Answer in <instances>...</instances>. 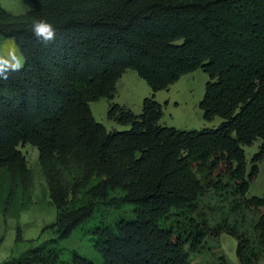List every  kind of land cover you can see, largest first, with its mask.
<instances>
[{
    "label": "trees",
    "instance_id": "obj_1",
    "mask_svg": "<svg viewBox=\"0 0 264 264\" xmlns=\"http://www.w3.org/2000/svg\"><path fill=\"white\" fill-rule=\"evenodd\" d=\"M31 1L21 13L0 2V34L25 61L0 80V212L32 205L19 147L31 143L57 214L42 229L52 236L0 264H194L223 232L237 239L231 264H264V194H248L264 157V0ZM40 19L56 29L48 45L31 32ZM199 67L203 116L222 121L162 123L155 91ZM127 68L154 92L139 112L112 101L109 118L128 127L108 128L91 101L113 99ZM83 234L91 254L64 245Z\"/></svg>",
    "mask_w": 264,
    "mask_h": 264
},
{
    "label": "rangeland",
    "instance_id": "obj_2",
    "mask_svg": "<svg viewBox=\"0 0 264 264\" xmlns=\"http://www.w3.org/2000/svg\"><path fill=\"white\" fill-rule=\"evenodd\" d=\"M18 55L24 58L19 50ZM208 73L201 67L182 75L178 80L167 88L155 91L156 98L163 103V116L161 122L168 125H175L180 128H200L203 126H216L222 121L220 115L212 119L203 116V109L200 106L205 91ZM154 91L150 84L142 78L133 68H127L118 80V88L113 99L101 97L91 101L92 110L98 120L108 128H126L128 125L121 124L108 116V109L112 101H117L130 106L136 112L141 111L143 98ZM261 138H257L252 144L244 145L248 160V167L251 165L253 154L259 149ZM19 147L26 154L29 166L34 172V183L32 190V205L20 212L19 217H4L0 212V261L12 255H18L30 246L36 245L42 240L52 236L46 231L42 233L43 226L56 218L57 208L52 203L46 179L44 177L40 162L39 150L31 143H21ZM259 172L252 179L249 195L264 194V157L258 162ZM117 214L109 213L110 216ZM19 227L23 232V241H17L16 235ZM68 247H76L88 254L92 253L90 243L82 236L74 235L63 241ZM237 239L226 232L217 237L210 238L207 247L198 254L192 255L194 264H220L218 255L224 254L229 258V264L237 261L236 256ZM212 253V254H211Z\"/></svg>",
    "mask_w": 264,
    "mask_h": 264
},
{
    "label": "clouds",
    "instance_id": "obj_3",
    "mask_svg": "<svg viewBox=\"0 0 264 264\" xmlns=\"http://www.w3.org/2000/svg\"><path fill=\"white\" fill-rule=\"evenodd\" d=\"M31 32L44 45L54 42L57 38L55 27L43 19L33 22ZM24 63V58L17 55L15 48L8 50L7 53H0V80H8L9 74L19 72Z\"/></svg>",
    "mask_w": 264,
    "mask_h": 264
},
{
    "label": "crops",
    "instance_id": "obj_4",
    "mask_svg": "<svg viewBox=\"0 0 264 264\" xmlns=\"http://www.w3.org/2000/svg\"><path fill=\"white\" fill-rule=\"evenodd\" d=\"M0 2L13 13L25 12L33 6L31 0H0ZM13 48L17 49L18 55L20 47L18 46L15 38L0 34V53H7L8 50Z\"/></svg>",
    "mask_w": 264,
    "mask_h": 264
}]
</instances>
